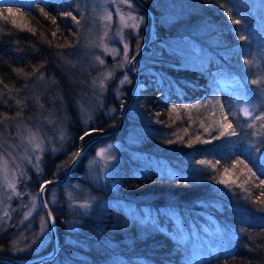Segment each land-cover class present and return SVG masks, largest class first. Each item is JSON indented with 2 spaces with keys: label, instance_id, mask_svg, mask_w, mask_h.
Masks as SVG:
<instances>
[{
  "label": "trees",
  "instance_id": "trees-1",
  "mask_svg": "<svg viewBox=\"0 0 264 264\" xmlns=\"http://www.w3.org/2000/svg\"><path fill=\"white\" fill-rule=\"evenodd\" d=\"M142 1L154 11L157 39L140 55L139 58L146 55V59L136 67L144 86L134 95L133 102L143 114L135 118L131 109L126 108L117 137L124 138L132 127L140 129L136 134L139 138L136 148L143 157L150 159L156 156L170 163L176 173L162 176L150 169L142 174L138 169L140 160L129 154L124 162L125 166L127 164L126 171L118 179L120 196L116 194L117 198L135 206L141 215L147 213L146 209L163 213L178 211L190 216L197 209H209L224 224L230 222L239 228L240 240L233 254L221 256L216 261L207 260L203 264H264V222L240 219L241 211L238 209L245 207L264 215V205L259 203V200H264V196L260 195L264 192V185L260 184L264 172L254 167L264 165V145L251 135L252 129L246 126L250 118L242 114L239 121L229 115L240 133L239 137L213 138L218 135L217 129L222 120L215 100L223 103L225 111L229 105L237 110L246 103L250 108L255 106L254 115L264 111V83H251L254 79L264 80V61L258 62L264 44V22L261 15L260 20L255 18L251 6L257 0ZM167 4L171 6H168L169 18L165 17L164 11ZM8 8L13 9L12 14L7 12ZM41 8L47 16L41 13ZM72 8L57 0L39 1L33 5L0 4L1 139L19 119L22 102L28 100L32 107L35 106L34 85L37 81L41 77L58 75L65 54L76 49L80 30L78 18H72L75 15ZM229 11L232 15L228 14ZM233 19H239L240 23L233 24ZM143 31L133 37L131 54L143 42ZM177 37L193 39L207 51L208 58L200 62H185L183 52L171 45L172 38ZM245 61L253 62L252 66L249 67ZM127 70L130 78L123 85V97H113L111 93L105 97L107 101H114L116 114L98 125L95 133L113 129L118 124L122 103L135 81V73L129 68ZM17 101L20 103L17 104ZM72 115V121L78 125L74 122L71 127L79 128L76 116ZM76 130L77 134L80 133L79 129ZM87 137L79 141V145ZM256 145H259V151L253 147ZM65 157L66 153L58 154L53 160L61 162ZM85 157L83 155L74 164L73 179L81 176ZM237 159L244 160L257 175L252 176L242 164L232 168L231 164ZM201 160L213 164L220 161V164L215 171L202 165L195 176L179 174ZM223 167L229 168L227 175L223 173ZM64 168L55 174L54 168L48 167L45 178L64 175ZM219 179L230 183L226 187L214 182ZM49 189L46 188V198ZM50 207L60 246L65 248L69 232L65 214L55 210L51 204ZM101 220L108 223L102 236H109L113 241L111 246L134 264H177L184 257L182 243L176 241L171 233L172 225L163 221L162 216L156 225H139L136 221L127 224L123 212L112 208ZM98 244L92 243L86 249L88 264H104L106 248L96 251ZM0 246H3L0 253L7 254V248L1 241Z\"/></svg>",
  "mask_w": 264,
  "mask_h": 264
},
{
  "label": "rangeland",
  "instance_id": "rangeland-1",
  "mask_svg": "<svg viewBox=\"0 0 264 264\" xmlns=\"http://www.w3.org/2000/svg\"><path fill=\"white\" fill-rule=\"evenodd\" d=\"M39 1L49 0H0V4L33 5ZM57 1L69 8L73 7L74 16L78 18L79 42L76 49L65 54L58 75L41 77L37 84L34 83L35 106L32 107L28 100L25 101L26 104L22 102L19 107V119L9 127L10 130L5 132L2 139L0 137V157H2L0 159V241L4 243L5 249L7 248V254L17 257L38 255L52 249L49 222L40 200V186L49 179L45 178L47 168H54L55 174H59L63 171V166L67 169L72 153L79 150L89 137L114 129L95 133V129L99 128L98 125L117 112L114 101L105 100L106 94L123 97V85L127 82L121 84L120 81L124 76H127L128 80L130 78L127 68L133 55L131 54L132 39L141 30H144V40L149 35V16L133 0H128L127 4L121 3V0ZM150 1L160 3V0ZM168 6L171 8L167 4L164 9L166 18L170 17ZM251 6L255 11V18L260 20L259 15H261L264 22V0H257ZM108 13H111V19L104 18ZM121 14L126 20L129 15L143 19L135 21L138 27H126L120 20ZM127 23L131 25L134 22L128 20ZM152 38L148 46L157 39L155 21ZM125 44L128 45L127 62L123 51ZM171 45L183 52L185 62H200L208 58L207 51L193 39L172 38ZM105 46L108 51H105ZM140 55L134 62L135 68L142 65L146 59V55L139 58ZM97 57L104 63L100 64ZM259 59L258 62L264 61V44ZM121 64L123 67H120ZM109 72L112 76L105 79ZM101 79L104 80L103 87L99 83ZM93 81L96 83L94 84ZM143 86L144 82L138 77L135 92L126 106L131 109L135 118L141 116L143 111L133 102V98ZM72 114L80 124L79 128L74 129H79L81 134H77V130L71 127L72 123H76L72 121ZM29 130H39L40 135L45 137L43 152L33 153L31 145L21 143L22 138L28 137ZM86 130L91 134L82 145H79L81 141L79 138ZM139 130L132 127L131 132L124 138H118L117 134L113 138L93 141L80 156V158L86 156L85 168L81 176L73 179L70 175V181L62 187L59 186L60 184L48 186L50 191L47 201L55 210L65 214L69 232L66 239L67 246L65 248L60 246L53 259L38 264H88L86 249L91 247L92 243H99L95 247L96 251L106 248L104 264H134L121 256L116 247L111 246L113 241L109 236H102L104 230L108 228V223L101 219L112 208L123 212L127 224L136 221L139 225H156L161 216L163 221L170 222L173 227L172 235L184 248V257L177 264H203L207 260L216 261L219 257L231 255L236 251L240 240L238 237L240 229L230 222L224 224L209 209H197L192 216L178 211L163 213L146 209L147 213L141 215L135 206L118 200V179L126 171L127 164L125 166L124 162L128 160L129 154L140 160L138 169L142 174L150 169L162 176H172L176 173V169L170 163L156 156L150 159L143 157L141 151L136 148L139 144V138L136 137ZM61 133L65 136L63 141L59 139ZM54 148L61 150L53 151ZM101 149L106 150L104 157L97 156ZM63 153H66L65 160L61 162L53 160L55 156ZM37 155L41 157L39 170L29 164L27 159H21ZM12 158H15V164ZM3 159L9 161L7 179L3 171ZM15 165H20V168L13 175L12 169ZM202 167L200 163L191 164L188 170L184 169L179 174L195 176ZM20 171L26 172V175L21 177ZM9 182H15L16 192L20 195L13 194L12 189L7 187ZM84 203H88L90 207H81ZM238 209L242 213L239 215L240 219L264 222L263 214H256L245 207ZM5 212L8 213L7 216L4 215ZM107 218L106 216L105 219ZM5 262L0 260V264Z\"/></svg>",
  "mask_w": 264,
  "mask_h": 264
},
{
  "label": "snow or ice",
  "instance_id": "snow-or-ice-1",
  "mask_svg": "<svg viewBox=\"0 0 264 264\" xmlns=\"http://www.w3.org/2000/svg\"><path fill=\"white\" fill-rule=\"evenodd\" d=\"M121 3L127 4L128 0H121ZM221 7H224V5H221ZM40 11L44 15H46V16L48 15L46 12H44L43 8H41ZM7 12L9 14H12L13 13V9L12 8H8ZM228 14L232 15L231 11H229ZM66 15H71V13H66ZM5 18H7V17H5ZM72 18L76 19L75 16H73ZM104 18L105 19H111V13H108ZM137 19L142 21L143 18L142 17L141 18H137L135 16L129 15L127 17V20H126L125 17L122 14L120 15V20H121V22L124 23V25L126 27H138V25L135 24V21ZM128 20H131L134 23L129 25L127 23ZM232 23L233 24H239L240 20L239 19H233ZM105 35H107V33H105ZM240 39L243 40L244 37L241 36ZM105 51H108L106 46H105ZM123 51H124V54H125V62H127V60H128V56H127L128 45L127 44L124 45ZM96 59L99 60L100 64L104 63V61L102 59H100L99 57H97ZM133 59H134V57H133ZM252 63L253 62H251V61H245V64H248L249 67L252 66ZM120 67H123V64H121ZM111 76H112V73L109 72V73H107L105 79L110 78ZM127 80H128V77L124 76V79L121 80L120 83L123 84V83L127 82ZM0 83H2V81H0ZM93 83L95 84L96 82L93 81ZM99 83H100L101 87L104 86V80L103 79H101L99 81ZM251 83L253 85H258V84L264 83V80L254 79V80L251 81ZM19 103H20V101H17V104H19ZM208 103H213V101H209ZM215 106L219 107V109L221 111V114H222V120H221V122L219 124V127L217 129L218 135L213 137L214 139H219V138L225 137V136H228V137H232V136L239 137L240 133L238 132L237 127H234L232 120L229 119V115H231L234 119L239 121L240 115L242 114L243 117L250 118L249 121L247 122L246 126L248 128H250V129H252L251 135L257 137L259 139V141H260V144L264 145V111H261L260 113H257V114L254 115V112L256 111L255 106L253 105L250 108L248 106V103H246L245 106L238 108L237 110H233V106L229 105L228 106V110L225 111V106L219 100H215ZM257 122H259V123H257ZM85 123H87V121H85ZM238 126H239V124H238ZM206 131H207V129H206ZM90 134H91V132L89 130H86L84 132V135L80 136L79 139L83 140L86 136H88ZM59 139L61 141L65 140V136L63 135V133H61ZM178 139H181V138L178 137ZM196 139L199 140L200 137L197 136ZM169 142L171 143L172 141H169ZM21 143H26L28 145H31L33 153L43 152L44 151L45 137L40 135L39 130H36V131H30L29 130L28 137L27 138H22L21 139ZM188 146L191 147V144H189ZM253 147L256 148V151H259V145H256V146H253ZM59 150H61V149H57V148L53 149V151H59ZM105 151H106L105 149H101L97 153V156L104 157ZM81 155H82V149L81 150H77L76 152L72 153V155L70 157V161L72 163H75L80 158ZM0 159H2V157H0ZM12 159H13V163L15 164V158H12ZM21 159H27V162L29 164H32L33 167H36L39 170V162H40V159H41L40 156H38V155L34 156V157L33 156H27V157H24V158H21ZM108 159H111V157H108ZM33 160H35V163H33ZM8 163H9L8 159H3V171H4V175H5L6 179H7L8 172H9ZM199 163L201 165L206 166V167H210L211 170L215 171L216 170V166L218 164H220V161H216L215 164H213L211 161H203L202 160V161H199ZM241 164L244 165L245 168H247L248 172L251 173L252 176H256L257 175V172L253 171V169L251 167H249L248 164H246L244 162V160H239V159L235 160L231 164V167L232 168H236L237 165H241ZM254 167L257 168V171L264 172V165H260V166L254 165ZM19 168H20V165H15V168L12 169L13 175H15L16 170H18ZM228 172H229V168L228 167H223V173L225 175H227ZM25 175H26V172L20 171V176L21 177H24ZM214 182L222 184V185H225L226 187L230 183L226 179H219V180H215ZM50 183H53V182L52 181H46L44 185H41L40 186V192L43 193L46 190L45 185L46 184H50ZM231 183H235V182L232 181ZM260 184L264 185V179L260 180ZM7 187L12 189L13 194H15L17 196L20 195V193L16 192V184H15V182H9ZM245 191L247 192L248 189H245ZM260 195L264 196V192H261ZM10 198L11 197H9V199ZM259 203L261 205H264V200H259ZM81 207L88 208V207H90V205L88 203H84V204L81 205ZM4 215L7 216L8 213L5 212ZM25 218H27V217H25Z\"/></svg>",
  "mask_w": 264,
  "mask_h": 264
},
{
  "label": "water",
  "instance_id": "water-1",
  "mask_svg": "<svg viewBox=\"0 0 264 264\" xmlns=\"http://www.w3.org/2000/svg\"><path fill=\"white\" fill-rule=\"evenodd\" d=\"M133 1L143 12H145L149 16L150 22H149V35L143 41V43L134 51V53L131 57V60H130L129 68L135 73V81H134L132 91L130 92L129 96L126 98V100L123 102V104L121 106V109H120L121 115H120V119H119L116 127L113 130L98 133V134H95V135L89 137L87 139V141L79 148V150L82 149V153L86 150L88 145H90L93 141L113 138L121 130L122 125H123V121L125 118L126 106H127L128 102L130 101V99L132 98L133 93L135 92L136 82L138 80V74H137L136 68L134 66V62L138 58V56L143 51H145L147 49L150 40L153 39L152 33L154 31V21H155L154 11L142 0H133ZM133 57H134V59H133ZM75 163H72L70 161L63 177H59V176L51 177V178L45 180L42 183V185H44L46 181H52L53 183L46 184L45 188L48 187L49 185H53V184H60V185L67 184L70 181L71 171H72L73 165ZM40 200L42 202V207L46 212L48 222H49V228H50L51 237H52V241H53L52 249L49 252L41 253L38 255H32L29 257H27V256L26 257H17V256L9 255V254L0 253V260L6 261L9 263H14V264H38V263H42L46 260L53 259L54 256L57 254V252L60 248V241H59V237H58V234L56 231L54 215H53L52 209H51V207L47 201L45 191L43 193L40 192Z\"/></svg>",
  "mask_w": 264,
  "mask_h": 264
}]
</instances>
